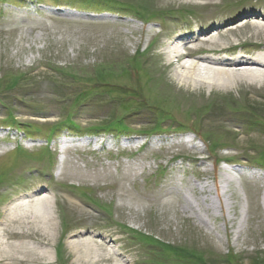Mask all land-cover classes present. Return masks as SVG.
<instances>
[{
    "label": "rangeland",
    "instance_id": "374dc122",
    "mask_svg": "<svg viewBox=\"0 0 264 264\" xmlns=\"http://www.w3.org/2000/svg\"><path fill=\"white\" fill-rule=\"evenodd\" d=\"M261 14L264 0H0V224L46 192L51 264L62 242L77 264L70 237L93 231L123 264H264V84L183 85L161 45L232 27L201 51L264 56Z\"/></svg>",
    "mask_w": 264,
    "mask_h": 264
},
{
    "label": "bare ground",
    "instance_id": "6f19581e",
    "mask_svg": "<svg viewBox=\"0 0 264 264\" xmlns=\"http://www.w3.org/2000/svg\"><path fill=\"white\" fill-rule=\"evenodd\" d=\"M257 20L254 25L261 27L264 14ZM233 31L232 27H228L224 31L211 33L194 32L178 36L171 42H161L166 49V65H176L177 79L183 85L209 89L211 93L230 90L240 85L264 84L263 55L228 58L201 51L202 48L215 52L225 50L228 48L227 33ZM140 203L143 204L142 201ZM53 221L51 201L46 192L26 193L19 197L13 203L5 221L0 224V264H51L45 247L55 230ZM24 228L28 230L25 231ZM35 234L38 237L37 246L27 243L13 245L4 240L9 236L24 235L29 238L31 235L36 236ZM70 240L69 244L75 252L77 264H123L124 260L126 262V253L116 249L117 238L114 239L109 234L96 231L84 236L73 234Z\"/></svg>",
    "mask_w": 264,
    "mask_h": 264
},
{
    "label": "trees",
    "instance_id": "16d2710c",
    "mask_svg": "<svg viewBox=\"0 0 264 264\" xmlns=\"http://www.w3.org/2000/svg\"><path fill=\"white\" fill-rule=\"evenodd\" d=\"M118 124V123H117Z\"/></svg>",
    "mask_w": 264,
    "mask_h": 264
}]
</instances>
